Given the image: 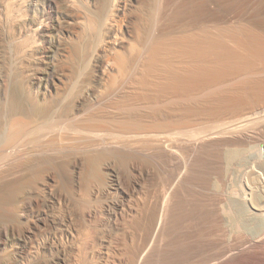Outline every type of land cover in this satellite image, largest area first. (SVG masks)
Returning a JSON list of instances; mask_svg holds the SVG:
<instances>
[{
	"label": "bare ground",
	"instance_id": "6f19581e",
	"mask_svg": "<svg viewBox=\"0 0 264 264\" xmlns=\"http://www.w3.org/2000/svg\"><path fill=\"white\" fill-rule=\"evenodd\" d=\"M175 1L0 0V97L8 102V109L4 115L5 119H3L4 123L2 122L3 125L0 123L2 126L0 127V187L4 186L6 188L7 185H12L9 186V190L6 188L7 192L0 193V222L2 223L0 224V253L5 249L13 251L12 258L10 257L3 264H22L23 262H31L40 256L43 258L38 264H108L111 255L108 252L110 251L105 250L106 254L98 250L95 247L96 242L93 239L90 241L89 239H85L87 238L85 237L83 238V241L85 239L84 243H81L82 239H80L85 234L83 230L87 229V227H83L86 229L81 228L82 223L85 222L82 219L90 218L91 220L96 215L95 211L92 207L79 211L83 206L79 210L75 209L77 200L74 202L72 195L70 196L69 194L70 192L68 193L64 189L65 187H61V185L63 183L75 193L87 195L95 198V200L103 196L109 200H113L115 194L119 193L121 196L120 201H113L115 208L112 204L111 206L114 209L110 208V205L108 206L107 216L108 221L114 223L116 226L115 231L119 232L121 227L123 229V226H119L120 219L125 214L133 213L137 208L131 204L135 195L134 192L139 189L143 190L147 182L150 181L152 172L148 167L142 166L141 162L131 159L127 163V166H129L135 177L132 178V182L130 183L128 182V177L125 175V171L120 167H115V164H112L113 162L103 163L104 165L106 164L107 167L105 168L108 170L103 169V171H107L106 175L102 170L100 173L99 168L102 167L103 160L100 167L98 165L102 158L99 156V159L95 160L89 154L96 156L102 151L113 150L117 152L116 150L120 149L126 152L130 149L132 151L134 149L138 150L143 146L144 149L147 146L146 148L149 151H160L164 155V159H169L172 165L173 163L175 164L176 171L174 170L175 172H172L168 176L169 179L164 176L165 180L168 179V182L165 183L167 187L164 185L161 192L160 208L157 217L150 226L147 236H144V242L129 256L131 264H142L159 233H161L163 224L167 220L166 217L164 221V217L166 216L165 210H167L166 206L168 207L169 200H171V192L174 189L176 190L173 187L181 180L184 170L187 169V164L192 161L188 160V155H184V152L188 151V153L193 155L203 142L206 143L208 140L211 141L213 139H218V141L220 139L221 143L228 146L230 144L235 145L248 142L250 138L251 140L252 138H261L260 136L263 134L264 129L255 130L251 134L241 133V131L253 122L256 123L255 121L259 119L257 116L262 117L264 115L261 114L262 112L264 113V94L258 93L257 98L254 96L256 99L251 98L256 104H252L251 106L254 105L255 108L257 106V109L254 110L252 108L253 111L246 112L245 114L242 112L241 115L237 113L239 116L231 120L227 117L228 120L222 119V116L217 115L219 112H216L214 116H217L218 119H212V125L206 123L207 121L200 120L201 117L203 119L209 115L208 113L202 114V109L200 111V108H198L200 106L189 107L186 105L188 109H181V105L180 107L178 106L179 104H187V102L193 101L200 93L206 94L207 92H212L216 86L227 80L226 78L229 74L234 73L235 70L233 71L231 68H234V64L237 65L238 63L236 64L235 62L232 66L231 63L234 62L232 58L236 55V49L234 47L233 49L231 47L229 49L227 47L229 43L225 47V43L222 44L219 41L221 37L218 39L211 32H206L202 35L190 34V36L176 37L174 31L175 28L177 29V22L181 21L183 16L188 17L191 23L199 20L198 18L201 17H199L198 12L199 14L200 12L203 13L204 17L211 22L218 20H224L222 22H225V20L231 19L234 21L236 17L238 19L243 17V19L245 18L244 20L251 21L249 22L250 24L248 23L249 25L253 23L257 25L253 26L261 28L264 25V0H184L179 8L175 7L176 10L173 12L171 8L176 4ZM24 8L29 12L28 15H30L24 17L23 20L21 17H23V14L25 15L24 11L22 13ZM201 19H203V16ZM213 23L215 24V22L211 24ZM228 32L230 33V30ZM237 32L231 33L232 36H230L234 38L235 43H240L244 46L242 48H246L245 56L240 53L244 56L242 58L244 60L241 59L240 62L242 63L240 65L249 72L253 68L260 69L259 64H256L257 62L254 63V61L252 63L247 58H250L253 54V56L255 55L254 58L257 57L256 59L260 58L263 60V41L255 40L254 36L257 35L252 37L250 33L240 34V32ZM235 58L238 59L237 57ZM261 60L259 61L260 63L262 62ZM261 66H263L262 69L264 71V65ZM245 69L243 70L244 72ZM244 95L247 94L244 93ZM249 96L251 97V95ZM161 104L169 106L170 109L164 111L156 108L160 107ZM5 106L7 107V105ZM212 106L214 107V105ZM210 113L212 112L210 111ZM252 114H255L256 120L252 118ZM209 118L210 116L208 120ZM212 118L214 117L212 116ZM235 129L240 131L239 135L235 134L236 137H234L236 139H225L231 133V130L235 131ZM209 147L207 146V148ZM262 147L264 148V144H262L261 149ZM110 151L108 152L110 153ZM113 151L111 154H113ZM226 152L225 155L228 161H232L238 157V151L234 149L229 148ZM87 155L93 161L95 160V162H92V167H89L92 168V170L90 169L91 172L89 171L90 174L87 173L89 175L86 182L88 185L84 183L85 181L82 177ZM44 157H50V159L52 157V162L55 163L60 161L66 163L68 166L66 168L71 170L72 175L61 174V171L58 172L59 168L57 170L55 165L56 169L53 166L52 169L48 168L49 170L47 171L45 169L44 172L39 171V173H32L30 176L23 177V172L27 169V165L26 163H22V161L27 162L28 160L30 163V159L36 161ZM104 158L105 162L109 159L111 161L112 156L108 157L109 159L106 156ZM166 161L168 162V160ZM14 163L15 166L13 167ZM8 165H12V167L8 168ZM220 171L222 172L223 169ZM84 184H86V187ZM40 188H43L41 190H45L50 197L46 201V209L39 208L42 200ZM1 191L3 192V190ZM85 196L82 198L84 199ZM17 201L21 203L11 206L12 210L7 208V204L17 203ZM258 204L260 205V203ZM189 207L191 206L189 205ZM5 208L13 211V214L16 213L17 218L25 220L27 223V229L17 239H14V226L12 225L11 227V224L9 226L3 223V218L6 217L5 214L7 212ZM232 208L234 209L233 212L231 210L233 213L231 218H233L234 224L239 225L240 228H245V230L248 229V231L253 229L249 236L244 235L246 241L250 245H259L261 242V245H263L264 211L255 214V216L257 215L260 218L256 216L258 222L254 221L255 223L253 222L252 224L246 222L247 218L246 214H243V207H233L232 204ZM56 209H61L64 212L59 211L61 213L58 214ZM251 221L253 220L251 219ZM43 231L47 235L42 239L33 240L31 238L36 237ZM110 233L113 232L111 231ZM81 234H83L82 237ZM234 238H237V236ZM100 239L101 243L108 244V249L115 241H113V237L107 240V237L103 236ZM237 243L239 242L237 241ZM242 247L243 245L240 243L236 248L239 251H244ZM232 252L228 251L226 253L227 257H229L228 261L226 259L225 262H221L220 264H230L233 261V257L230 255L233 254ZM124 261L121 258L116 263L120 264ZM213 263L215 264V261Z\"/></svg>",
	"mask_w": 264,
	"mask_h": 264
},
{
	"label": "rangeland",
	"instance_id": "374dc122",
	"mask_svg": "<svg viewBox=\"0 0 264 264\" xmlns=\"http://www.w3.org/2000/svg\"><path fill=\"white\" fill-rule=\"evenodd\" d=\"M175 1V0H174ZM178 1V2H177ZM175 1L176 4H174V6H172L171 10H173V12L176 10V8H179V6L181 5V3L184 2V0H177ZM186 1V0H185ZM180 2V3H179ZM179 4V5H178ZM176 7V8H175ZM170 10V9H169ZM170 10V12H172ZM25 13V15L23 14V17H21L22 19L24 17L29 16L28 15V11L24 8L22 10V13ZM27 13H26V12ZM22 15V14H21ZM199 17L202 18H198L199 20L195 21L191 23L190 19L188 17H182L180 20L177 22V29L175 28L174 31V35L176 37H185L193 35V34H199L202 35L203 33L206 32H211L213 34H215V36L222 42V44L225 43V47L227 45V47H230L233 49V47L236 49V55L235 57H237L238 59H236L235 57L232 58V60L234 62H232V66L233 64L236 62V64L238 65V67L235 68L234 64V68L232 67L231 70H235L233 74H229L228 77L226 78L227 80L225 82H222V84L220 83V85L216 86V90L214 88V90H212V92H207L206 94L200 93L198 94L195 98L193 99V101L191 102H187L186 103H182L179 104L178 106L180 107L181 105V109H186L188 106H200L198 108H200L199 110L204 111L201 113L202 114H209L207 116H205L206 118L202 117L200 118V120L202 121H207L206 123H212V119L215 120L218 119L216 115V112L218 113L217 115L222 116V119H234L237 116L241 115L242 112H244V114L247 112H251L253 111V109H257V106L255 108V106H251L252 104H255V101H253L252 99H256L257 95L259 94H264V71L262 69L264 65V58H262L263 60L261 63L259 62V59L254 58L255 55L249 58H247L250 62H254L257 65L259 64L260 69H256L253 68L251 70V72L247 71L242 65H240L242 62L241 59L245 56L246 54V48H242L243 45H241L240 43H235V40L233 37H231V33H235L237 31L240 32V34H246V33H250V35L253 37L254 35V39H258V40H262L264 43V25H262L261 28H257L255 26H257L256 24L251 23V25H249L251 21L248 22V20H244L243 17L239 18L236 17L234 18V21L231 20H225V22H222L224 20H218V21H212L215 22V24H211L212 22L208 19H206L203 15V13L198 12ZM240 17V16H239ZM187 20H186V19ZM205 18V19H204ZM24 20V19H23ZM244 20V21H242ZM200 21V23H199ZM205 21V22H204ZM208 21V22H207ZM227 21V22H226ZM230 21V22H229ZM242 21V22H241ZM218 22V23H217ZM189 23H191V25H189ZM228 23V24H227ZM231 23V24H230ZM245 23V24H244ZM249 23V24H248ZM206 24V25H205ZM234 26H233V25ZM182 25V26H181ZM196 25V26H195ZM199 25V26H198ZM204 25V26H203ZM224 25V26H223ZM237 25V26H236ZM238 25H240L238 27ZM255 25V26H253ZM180 26V27H179ZM201 26V28H200ZM213 26V27H212ZM215 26V27H214ZM187 27V28H186ZM189 27V28H188ZM196 27V28H195ZM213 31H212V29ZM229 27V28H228ZM242 27V28H241ZM259 27V26H258ZM210 28V30H209ZM217 28V29H216ZM232 28V29H231ZM248 30H246V29ZM257 28V29H256ZM179 29V30H178ZM192 29V30H191ZM194 29V30H193ZM207 29V31H206ZM225 29V30H224ZM234 29V30H233ZM245 29V30H244ZM250 29V31H249ZM262 31H261V30ZM181 30V31H180ZM191 30V31H190ZM199 30V31H198ZM202 30V31H201ZM205 30V31H204ZM224 30V32H223ZM227 30V31H226ZM230 30V33L228 32ZM241 30V31H240ZM184 31V32H183ZM204 31V32H203ZM234 31V32H232ZM247 31V32H246ZM176 32V34H175ZM215 32V33H214ZM223 32V33H220ZM229 35H228V33ZM237 32V33H239ZM242 32V33H241ZM253 32V33H252ZM263 32V33H262ZM188 33V34H187ZM220 33V34H219ZM252 33V34H251ZM184 34V35H183ZM262 36H261V35ZM220 35V36H218ZM228 35V36H227ZM231 35V36H230ZM230 36V37H229ZM261 38H260V37ZM226 37V38H225ZM229 37V38H228ZM225 38V39H223ZM228 38V40H227ZM260 38V39H259ZM222 39V40H221ZM225 40V41H224ZM232 40V41H230ZM227 41V42H226ZM232 42V43H231ZM241 45V46H240ZM241 48H240V47ZM237 47V48H236ZM239 47V49H238ZM244 47V46H243ZM227 49V48H226ZM228 49V50H229ZM239 52V53H238ZM245 52V53H244ZM231 53V52H230ZM242 53V54H240ZM238 55V56H237ZM251 55V54H250ZM249 55V56H250ZM241 56V57H239ZM254 60H253V59ZM237 61H236V60ZM245 59V60H247ZM231 60V59H230ZM244 60V59H242ZM247 60V61H248ZM259 60V61H257ZM239 61V62H238ZM231 62V61H230ZM240 65V66H239ZM230 66V65H229ZM242 67V68H241ZM237 69V71H236ZM245 69V72L243 71ZM258 72H257V71ZM262 70V71H261ZM247 71V72H246ZM256 71V72H254ZM261 71V72H260ZM230 72V70H229ZM236 72V74H235ZM243 72V73H242ZM254 72V73H253ZM263 72V73H262ZM252 73V74H251ZM235 75V76H234ZM243 75V76H242ZM247 75V77H246ZM255 75V76H254ZM232 76V77H231ZM252 76V77H251ZM259 76V77H258ZM241 77V78H240ZM251 77V78H250ZM257 77V78H256ZM235 78V79H234ZM237 78V79H236ZM247 78V79H246ZM250 78V79H249ZM259 78V79H258ZM263 78V79H262ZM233 79V80H232ZM246 81H245V80ZM252 79V80H251ZM256 79V80H255ZM232 80V81H230ZM228 81V82H227ZM249 81V82H248ZM251 81V82H250ZM241 82V83H240ZM243 82V83H242ZM226 83V84H225ZM253 83V84H252ZM228 84V85H227ZM248 84V85H247ZM258 84V85H257ZM256 85V86H255ZM261 85V86H260ZM263 85V86H262ZM221 87V88H220ZM240 87V88H239ZM246 87V88H245ZM250 87V88H249ZM256 87V88H255ZM261 87V88H260ZM218 88V89H217ZM233 88V89H232ZM235 88V89H234ZM241 92H240V90ZM252 89V90H251ZM254 89V91H253ZM263 89V90H262ZM223 90V91H221ZM245 90V91H244ZM250 90V91H249ZM256 90V91H255ZM259 92H258V91ZM262 90V91H261ZM227 93H226V92ZM229 91V92H228ZM238 93H237V92ZM215 92V93H214ZM261 92V93H260ZM220 93V94H219ZM247 94V95H244ZM259 93V94H258ZM214 96H213V95ZM219 96H218V95ZM230 94V95H229ZM236 96H234V95ZM241 94V95H240ZM253 94V95H252ZM210 95V96H209ZM217 95V97H215ZM251 95V97L249 96ZM199 96V98H198ZM228 96V97H227ZM241 96V98H240ZM254 96L256 98H254ZM201 97V98H200ZM204 97V98H203ZM209 97V98H208ZM223 97V98H222ZM232 97V98H230ZM239 99H238V98ZM248 97V98H247ZM250 97V98H249ZM208 98V99H207ZM222 100H221V99ZM226 98V99H224ZM252 98V99H251ZM197 99V100H196ZM199 99V100H198ZM229 99V100H227ZM238 99V100H237ZM244 99V100H243ZM249 99V101H248ZM226 100V102H225ZM252 102H251V101ZM213 101V102H212ZM223 101V102H222ZM235 103H234V102ZM246 103H245V102ZM211 102V103H210ZM232 104H230V103ZM3 103V104H1ZM205 103V104H204ZM209 106H208V104ZM218 103V104H217ZM225 103V104H224ZM249 103V104H248ZM196 104V105H195ZM244 104V105H243ZM4 105V106H3ZM7 105V107L5 106ZM188 105V106H186ZM214 105V107L212 106ZM221 105V106H220ZM232 105V106H231ZM234 105V106H233ZM241 105V107H240ZM244 107H243V106ZM256 105V104H255ZM160 106V105H159ZM176 106V105H174ZM211 106V107H210ZM217 106V107H216ZM247 106V107H245ZM184 107V108H183ZM220 107V108H218ZM224 107V108H222ZM228 107V108H227ZM233 107V109H232ZM248 107H250L248 109ZM156 108H160L164 111H167L168 109H170L169 106L165 105V104H161L160 107H156ZM206 108V109H205ZM236 108V109H235ZM239 108V109H238ZM242 108V109H240ZM253 108V109H252ZM8 109V102L0 97V112L4 113H0V123L1 125H3L4 120L5 119V113ZM188 109V108H187ZM214 109V110H213ZM216 109V110H215ZM139 110V109H138ZM138 110H136V112H138ZM207 110V111H206ZM218 110V111H217ZM241 110V112H239ZM247 110V111H246ZM140 111V110H139ZM210 111L212 113H210ZM222 113H221V112ZM215 114H214V113ZM225 112V113H224ZM227 112V113H226ZM231 114H229V113ZM236 112V113H235ZM239 115H238V114ZM211 114V115H210ZM222 114V115H220ZM227 116H226V115ZM235 114V115H234ZM256 114V113H255ZM255 114H252V118H255ZM262 115L264 114L263 112L261 113ZM3 115V116H2ZM224 115V116H223ZM260 115V114H257ZM256 115V116H257ZM204 116V115H202ZM210 116L209 120L208 117ZM212 116L214 118H212ZM264 116V115H263ZM261 116H257V118L259 117V121L256 120L255 118V122L254 125L253 123L250 124L248 127H246L245 129H243L241 131V133H246V134H251L254 133L255 130H263L264 129V117ZM2 117V118H1ZM227 117V118H226ZM230 117V118H229ZM260 118H262V122L260 120ZM206 119V120H205ZM227 119V120H228ZM199 120V121H200ZM3 122V123H2ZM214 123V121H213ZM262 123V124H259ZM258 124V125H257ZM0 125V127H2ZM212 125V124H211ZM258 127H257V126ZM253 126V127H252ZM256 126V127H255ZM250 127V128H249ZM261 127V128H260ZM248 128V129H247ZM247 129V130H246ZM245 130V132H244ZM237 131V132H235ZM235 131L231 130V133L228 134V137H226L225 139L228 138V140H234L236 139V135H239V130ZM247 131V132H246ZM233 132V134H232ZM236 134V135H235ZM263 135V136H262ZM260 137L262 138H250V140L248 139V142H242V143H238L235 145H226L221 143L220 139L218 141L213 139V140H208V142H203L200 146L202 147H198L196 150V152L192 154L188 153V151L184 152V155H188L187 158L188 160H192V161H188L189 163L187 164V169L184 170V175L183 177H181V180L176 183L173 187L176 188V190L174 189L171 193L172 195L170 196L169 200V204L168 207L166 206L167 210H165L166 216L164 217V221L165 224H163V226L165 225V227L162 226V231H160L161 233H159V236L157 237L155 243L152 245V248H150L146 259L144 260V262L142 264H210L213 263L215 261V264H220L221 262H225L228 261L229 257H227V252L228 251H233V254L231 257H233V261L230 264H264V242L263 245L262 242L259 243V245H250L247 241H246V235L249 236L250 232H252L253 229H250L248 231V229L245 230V228L241 227L236 224H234V220L233 218H231L232 216V212L233 209L232 208V204L233 207L234 206H238V208L243 207V214L246 216V222L248 223H252L258 222L257 221V217L259 216H255V214L258 213H262L264 210H262L264 208V150L261 149L262 144H264V131ZM235 136V137H234ZM233 137V138H232ZM213 141V143H212ZM217 142V143H216ZM220 142V144H218ZM209 143V144H208ZM212 143V145H211ZM206 144V145H205ZM214 144V145H213ZM246 144V145H245ZM254 144V145H253ZM225 145V146H224ZM261 145V146H260ZM146 146V145H145ZM207 146H211L209 148H207ZM216 146V147H215ZM231 146V147H230ZM144 147V146H143ZM139 148L138 150H133L130 149L128 151H123V150H116L117 152L110 151V153L106 150V152H100L99 154L92 155L89 154L93 159L95 158V160L99 159V156L102 158L100 161V164L98 165L100 167L101 162L106 163L107 162H113L112 164H115V167H120L122 168V170L125 171V175L128 177V182H132V178L135 177V175L133 174V172L131 171V169L129 168V166H127L129 160L131 159H135L139 162H141L142 166H146L149 168V170L152 172L151 173V177H150V181L147 182V184L144 186L143 190H137L136 192H134V196L133 199L131 201V204L135 205L136 210L133 211V213L128 214V215H124L121 219H120V225L119 226H123L120 228L121 230H119V232L115 231L116 230V226L114 225V223L109 222L108 221V206L112 209L115 208L114 206V202L118 201L120 199V194L117 193L115 194V198H113V200H109L107 197H99V199L96 198H91L89 196H85V195H81V193H75L73 190H71L70 188H68V186H65L63 183L61 185V187H65L64 189L68 191V193L70 194V196L72 195V200L75 202L77 200V204L75 205V209L79 210L80 207L83 208L80 209L79 211H84L87 210V208H91L95 211V216L93 218H86L84 220V218L82 219V221H85L82 223V221L80 222V225L82 223V229H86L83 227H87V231L83 230V233H85L84 235L81 234V237L83 235L82 238V242H85V239H89L90 241L95 240L96 244L95 247L98 248V250L105 252L106 251H110L108 253H110V260L108 262V264H117L116 261L118 262L119 259L123 258L124 262H121L120 264H131V261L129 260V256L132 255L142 244V242H144L145 237L148 234V231L150 229V226L152 225V223L154 222L155 218L157 217V214L159 212V208H160V196H161V192L166 186V182H168L167 180L169 179V175L172 172H175L176 168H175V164L171 163V161L169 159H164V155L161 154L160 151H155V150H150L148 148ZM222 149H221V148ZM225 147V148H224ZM241 147V148H240ZM260 147V148H259ZM211 148V149H210ZM220 148V149H219ZM229 148L234 149L235 151H238V157L234 158L232 161H228L226 158V151L229 150ZM263 148V147H262ZM141 149V151H140ZM148 149V152H147ZM200 149V150H199ZM264 149V148H263ZM144 150V151H143ZM210 150V151H209ZM213 150V151H212ZM226 150V151H225ZM105 151V150H104ZM119 151V152H118ZM154 151V152H153ZM262 151V152H261ZM134 152V153H133ZM136 152V153H135ZM139 152V153H138ZM145 152V153H144ZM159 152V153H157ZM211 152V153H210ZM215 154H214V153ZM115 153V154H114ZM125 155H122V154ZM130 153V155H129ZM187 153V154H186ZM196 154V155H194ZM201 154V155H200ZM214 154V155H213ZM108 155V156H107ZM115 155V156H114ZM122 155V156H120ZM135 155V156H134ZM88 156V155H87ZM88 156L87 158H85V166L83 168L82 171V177L84 179V183L87 182L89 175L92 168H89L90 166L92 167V162H95V160L93 161V159ZM111 157V161H104L105 157ZM126 156V157H125ZM130 156V157H129ZM133 156V157H132ZM153 156V157H152ZM163 156V157H162ZM191 156V157H190ZM193 156V157H192ZM204 156V157H203ZM206 156V157H205ZM120 157V158H119ZM190 157V158H189ZM199 157V158H198ZM201 157V158H200ZM217 157V158H216ZM45 158V157H44ZM39 158L38 162H36L35 160H29L31 161L30 163L25 161L22 163H26L27 165V169L23 172V177H27L28 175L30 176V174L32 175V173H39V171L44 172V170L46 169H52V167L54 166V169L59 168V171L61 174L63 175H67L69 174L72 175V172L66 165V163H61L60 162H52V157L50 159V157L47 158ZM97 158V159H96ZM129 158V159H128ZM193 158V159H192ZM198 158V159H197ZM204 158V160H203ZM208 158V159H207ZM119 159V160H118ZM141 159V160H140ZM155 159V160H154ZM196 159V160H194ZM217 159V160H216ZM91 160V161H90ZM115 160V161H113ZM168 160V162L166 161ZM198 160V161H197ZM200 160V161H199ZM209 160V161H208ZM35 161V162H34ZM42 161V162H40ZM48 161V162H47ZM117 161V162H116ZM151 161H155V162H151ZM165 161V162H164ZM206 161V162H205ZM211 161V163H210ZM214 161V162H213ZM221 161V162H220ZM223 161V163H222ZM66 162V161H63ZM90 162V163H89ZM116 162V163H114ZM167 162V164H166ZM204 162V163H203ZM219 162V163H218ZM228 162V163H227ZM18 164V162H16ZM28 163V164H27ZM48 163V164H47ZM55 163V164H54ZM58 163V164H57ZM61 165H60V164ZM197 163V164H196ZM217 163V164H216ZM16 164V165H17ZM47 164V165H46ZM53 164V165H52ZM65 164V165H64ZM106 164L102 165V167H98L100 170L99 172L104 173L105 171H103V169H106L105 167ZM170 164V166H169ZM219 164V165H218ZM29 165V166H28ZM43 165V166H42ZM56 165V168H55ZM58 165H60L58 167ZM63 165V166H62ZM189 165V166H188ZM213 165V166H212ZM9 166V167H8ZM7 167L10 168V166L12 167V165H8ZM15 166V163L13 165V167ZM42 166V167H41ZM88 166V167H87ZM166 166V167H165ZM209 166V169H208ZM217 166V167H216ZM220 168H219V167ZM6 167V168H7ZM40 167V168H39ZM195 167V168H194ZM49 168V169H48ZM198 168V169H197ZM205 168V169H204ZM39 169V170H38ZM91 169V170H90ZM196 169V170H195ZM223 171L221 172L220 170ZM33 170V171H32ZM70 170V171H69ZM88 170V171H87ZM108 170V169H106ZM156 170V171H155ZM175 170V171H174ZM211 170V171H210ZM225 170V171H224ZM31 171V172H30ZM69 171V172H68ZM85 171V172H84ZM90 171V172H89ZM187 171V173H186ZM192 171V172H191ZM216 171V172H214ZM68 172V173H67ZM84 172V173H83ZM154 172V173H153ZM156 172V173H155ZM197 172V173H196ZM205 172V173H204ZM219 172V173H218ZM28 173V174H27ZM66 173V174H65ZM88 173V174H87ZM102 173V175H103ZM107 171L105 172L106 175ZM193 173V174H192ZM196 173V174H195ZM212 177H211V175ZM225 173V174H224ZM189 174V175H188ZM205 174V175H204ZM86 175V176H85ZM262 175V176H260ZM168 178L167 180H165L166 178ZM86 177V178H85ZM88 177V178H87ZM200 177V179H199ZM222 177V178H220ZM152 178V179H151ZM154 178V179H153ZM197 178V179H196ZM205 178V179H204ZM262 178V179H261ZM203 179V180H202ZM208 179V180H207ZM210 179V180H209ZM214 179V180H213ZM195 180V181H194ZM201 180V182H200ZM205 180V181H204ZM208 182H207V181ZM219 180V181H218ZM223 180V181H222ZM225 180V181H224ZM230 180V181H229ZM262 180V181H261ZM198 181V182H197ZM222 181V183H221ZM155 183V184H154ZM162 183V184H161ZM191 183V184H190ZM201 183V184H200ZM13 184V183H12ZM88 185V183H86ZM86 184L85 187H86ZM158 184V185H157ZM203 184V185H202ZM205 184V185H204ZM207 184V185H206ZM9 185H5L6 188L9 190ZM209 185V186H208ZM12 186V185H11ZM181 186V187H180ZM183 186V187H182ZM187 186V187H186ZM199 186V187H198ZM3 189H2V188ZM0 189L3 190V192L0 190V193H5V191L7 192L6 188L4 186H1ZM179 187V188H178ZM190 187V188H189ZM206 187V188H205ZM68 188V189H67ZM181 188V189H180ZM186 190H185V189ZM188 188V189H187ZM192 188V189H191ZM5 189V190H4ZM43 189L40 188L39 191ZM72 191H70V190ZM194 189V190H193ZM196 189V190H195ZM145 190V191H144ZM226 190V191H225ZM38 191V193H39ZM45 190H41L40 191V195L42 200L40 203V207L41 209H46L47 208V202L50 197L49 195L45 192H42ZM204 191V192H203ZM174 192V193H173ZM185 192V193H184ZM193 192V193H192ZM195 192V193H194ZM199 192V193H198ZM218 192V193H217ZM44 193V194H43ZM73 193V194H71ZM203 193V194H202ZM213 193V194H212ZM48 196H47V195ZM78 194V195H75ZM178 194V195H177ZM196 194V195H195ZM45 195V196H43ZM81 195V197H80ZM177 195V196H176ZM202 195V196H201ZM216 195V196H215ZM85 198L83 199L82 197ZM182 196V197H181ZM208 196V197H207ZM219 196V197H218ZM223 196V197H222ZM250 196V197H249ZM255 196V197H254ZM49 197V198H48ZM80 197V198H79ZM172 197V198H171ZM175 197V198H173ZM179 197V198H178ZM226 197V198H225ZM241 197V198H240ZM246 197V198H245ZM88 198V199H87ZM104 198V199H102ZM188 198V199H187ZM200 198V201H199ZM215 198V199H214ZM254 198H255V202H254ZM45 199V200H44ZM174 199V200H173ZM178 199V200H176ZM211 199V200H210ZM253 199V200H252ZM80 200V201H79ZM94 200V201H93ZM137 200V201H136ZM189 200V201H188ZM191 200V201H190ZM114 201V202H113ZM120 201V200H119ZM174 201V202H173ZM211 201V202H210ZM221 201V202H220ZM223 201V202H222ZM109 202V203H108ZM133 202V203H132ZM191 202V203H190ZM210 202V203H208ZM254 202V203H253ZM21 203L20 201H17V203H10L7 204V208H11V206H15V204ZM87 203V204H86ZM168 203V202H167ZM173 203V205H172ZM176 203V204H175ZM180 203V204H179ZM183 203V204H182ZM207 203V204H206ZM260 203V205L258 204ZM111 204L113 205V207L111 206ZM139 204V205H138ZM182 204V205H181ZM189 204L191 207H189ZM218 204V205H217ZM10 205V206H8ZM90 205V206H89ZM176 207H175V206ZM195 205V206H194ZM206 205V206H205ZM213 205V206H212ZM257 205V206H256ZM42 206V207H41ZM77 206V207H76ZM139 206V207H138ZM182 206V207H181ZM263 206V208L261 209V207ZM6 207V206H5ZM86 209H85V208ZM185 207V208H184ZM257 207V208H256ZM7 212L5 214L6 217H4L3 219V223L5 225H9L11 224L14 226L13 229L15 228V237L14 239H17L18 237H20L21 235H23L25 229H27V223L25 222V220L19 219L17 218V214H13L14 212L11 211L10 209H7ZM139 208V209H138ZM141 208V209H140ZM177 208V209H175ZM187 208V209H186ZM190 208V209H189ZM214 210H213V209ZM216 208V210H215ZM219 208V209H218ZM182 209V210H181ZM189 209V210H188ZM196 209V210H195ZM57 210V209H56ZM169 210V211H168ZM207 210V211H206ZM232 210V212H231ZM247 210V211H245ZM249 210V211H248ZM255 212H254V211ZM11 211V212H9ZM64 212L63 210L59 209L57 210V213L60 214L61 212ZM168 211V212H167ZM178 211V212H177ZM182 211V213H181ZM221 211V212H220ZM229 211V212H227ZM56 212V211H55ZM201 212V213H200ZM205 212V213H204ZM215 212V213H214ZM246 212V213H245ZM11 213V215H10ZM204 213V214H203ZM219 213V214H218ZM221 213V214H220ZM229 213V214H228ZM252 213V214H251ZM13 214V215H12ZM168 214V215H167ZM182 214V215H181ZM188 214V215H186ZM191 214V215H190ZM193 214V215H192ZM212 214V215H211ZM187 217H186V216ZM222 215V216H221ZM228 215V216H227ZM128 216V217H127ZM244 216V219H245ZM249 216V217H248ZM254 216V217H253ZM104 217V218H103ZM125 217V218H124ZM6 218V219H5ZM8 218V219H7ZM177 218V219H176ZM184 218V219H183ZM199 220H198V219ZM208 218V219H207ZM214 218V220H213ZM222 218V219H221ZM230 218V220H229ZM250 218V219H249ZM256 218V220L254 219ZM260 218V217H259ZM88 219V220H87ZM194 221H193V220ZM207 219V220H206ZM211 219V220H210ZM251 219L253 221H251ZM151 220V221H150ZM183 220V222H182ZM186 220V221H185ZM190 220V221H189ZM192 220V221H191ZM219 220V221H218ZM178 221V222H177ZM197 221V222H196ZM212 221V222H211ZM214 221V222H213ZM233 221V222H232ZM250 221V222H249ZM105 222V223H104ZM151 222V223H150ZM181 222V223H179ZM194 222V223H193ZM254 222V223H255ZM122 223V224H121ZM183 223V224H182ZM214 223V224H213ZM217 223V224H216ZM237 223V222H236ZM0 224H2L0 222ZM3 224V225H4ZM196 224V225H195ZM202 224V225H201ZM219 224V225H218ZM184 225V226H183ZM193 225V226H192ZM112 226V227H111ZM147 226V227H146ZM187 226V227H185ZM213 226V227H212ZM237 226V227H236ZM90 227V228H88ZM126 227V228H125ZM194 227V228H193ZM217 227V228H216ZM219 227V228H218ZM239 227V228H238ZM115 228V229H113ZM185 228V229H183ZM238 228V229H237ZM245 230L243 231L242 230ZM114 231H113V230ZM194 229V230H193ZM208 229V230H207ZM222 229V230H221ZM125 230V231H124ZM164 230V231H163ZM183 230V231H182ZM45 231V230H44ZM40 232L36 237H31L33 238V240H40L42 239L44 236L47 235V233L45 232ZM90 233H89V232ZM113 233H110V232ZM216 231V232H215ZM123 232V233H122ZM199 232V233H198ZM220 232V233H219ZM120 233V234H119ZM128 233V234H127ZM201 233V234H200ZM207 233V234H206ZM215 233V234H213ZM124 234V235H123ZM183 234V235H182ZM192 234V235H191ZM204 234V235H202ZM112 235V236H111ZM120 237H119V236ZM242 235V236H241ZM245 235V236H244ZM92 236V237H91ZM107 237V240L111 237H113V244L115 245H110L111 247L108 249V244H104L101 243V237ZM133 236V237H132ZM145 236V237H144ZM198 236V237H197ZM211 236V237H210ZM237 238H234L236 237ZM87 237V238H85ZM96 237V239H95ZM144 237V238H143ZM181 237V238H180ZM221 239H220V238ZM225 237V238H224ZM83 238L84 241H83ZM125 238V239H124ZM135 240H134V239ZM207 239V240H206ZM209 239V240H208ZM234 239V240H233ZM100 240V241H99ZM214 240V241H213ZM227 240V241H226ZM81 241V240H80ZM117 241V242H116ZM210 241V242H209ZM212 241V242H211ZM237 241L239 243H237ZM104 242H106L104 240ZM126 242V243H125ZM201 242V243H200ZM206 244H205V243ZM216 242V243H215ZM245 242V243H244ZM247 242V243H246ZM128 243V244H127ZM134 243V244H132ZM138 243V244H137ZM168 243V244H167ZM221 243V244H220ZM228 243V244H227ZM242 244V250L244 249V251H239V249H237V245ZM118 244V245H117ZM127 244V245H126ZM233 246H232V245ZM83 245V244H82ZM106 245V246H105ZM212 245V246H211ZM247 245V246H246ZM99 246V247H98ZM101 246V247H100ZM103 246V247H102ZM135 246V247H134ZM211 246V247H210ZM178 249H177V248ZM186 247V248H185ZM251 247V248H250ZM260 247V248H259ZM84 248V247H83ZM82 248V249H83ZM100 248V249H99ZM167 248V249H166ZM205 250H204V249ZM219 248V249H218ZM226 248V249H225ZM250 248V249H249ZM113 249V250H112ZM203 249V250H202ZM225 249V250H224ZM256 249V250H255ZM262 251H261V250ZM4 250V249H3ZM112 250V251H111ZM172 250V251H171ZM213 250V251H212ZM215 250V251H214ZM217 250V251H216ZM219 250V251H218ZM227 251V252H225ZM6 252V253H5ZM170 252V253H169ZM180 252V253H179ZM237 252V253H236ZM247 252V253H246ZM2 253V254H1ZM0 253V264L5 263L6 261H8V259H10V257L12 258L13 256V251H11V249L7 250L5 249L3 252L1 251ZM132 253V254H131ZM168 253V254H167ZM7 254V255H6ZM107 254V253H106ZM241 254V255H240ZM246 254V255H245ZM256 254V255H255ZM5 255V256H3ZM178 255V256H177ZM185 255V256H184ZM191 255V256H190ZM216 255V256H215ZM180 256V257H179ZM187 256V257H186ZM247 256V257H246ZM119 257V258H118ZM121 257V258H120ZM165 257V258H164ZM172 257V258H171ZM207 257V258H206ZM237 257V258H236ZM42 256H40L37 259H34L31 262H23L22 264H38L41 260H42ZM128 258V259H127ZM167 258V259H166ZM127 259V261H126ZM179 259V260H178ZM222 259V260H221ZM208 260V261H207ZM130 261V262H129ZM169 261V262H168ZM181 261V262H180ZM212 261V262H211ZM176 262V263H175ZM179 262V263H178ZM188 262V263H187ZM19 264V263H18ZM21 264V263H20ZM214 264V263H213Z\"/></svg>",
	"mask_w": 264,
	"mask_h": 264
},
{
	"label": "built area",
	"instance_id": "2783aa9c",
	"mask_svg": "<svg viewBox=\"0 0 264 264\" xmlns=\"http://www.w3.org/2000/svg\"><path fill=\"white\" fill-rule=\"evenodd\" d=\"M263 149V148H262ZM264 150V149H263Z\"/></svg>",
	"mask_w": 264,
	"mask_h": 264
}]
</instances>
